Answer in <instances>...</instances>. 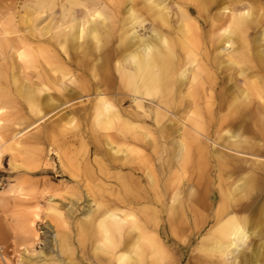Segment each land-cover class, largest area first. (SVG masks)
Here are the masks:
<instances>
[{
  "label": "bare ground",
  "instance_id": "obj_1",
  "mask_svg": "<svg viewBox=\"0 0 264 264\" xmlns=\"http://www.w3.org/2000/svg\"><path fill=\"white\" fill-rule=\"evenodd\" d=\"M21 11L19 26L10 16L7 27L8 15H0V81L9 80L3 89L7 95L13 85L12 94L32 122L20 128L27 120H13L7 139L0 131V148L20 150L30 126L75 98L91 97L76 108L85 119L91 116L93 140L102 136L109 162L98 159L99 170L105 178L110 167L129 173L128 186L116 193L108 182L92 185L93 173L85 171L84 178L71 173L69 180L82 181L95 206L86 204L74 221L78 239L93 241L94 256H104L105 264H159L167 256L166 230L159 223L164 211L172 233L178 225L198 233L211 223L197 246L205 264H264V0H26ZM4 108L0 104V129ZM78 124L73 109L49 123L62 128L59 135ZM205 140H220L230 152ZM139 145L151 148L148 157L159 159L165 151L176 160L161 164L162 173L173 165L186 167L191 155L205 163L204 171L213 160L232 173L218 178L216 191L197 179L184 190L166 189L165 197L154 166L143 171L149 173L145 179L135 176L140 170L135 162L146 160ZM52 147L48 152L61 169L66 167L61 145ZM42 152L36 148L33 157L39 160ZM20 165L14 162L11 168ZM143 180L148 187L133 189ZM94 189H100V200ZM18 196L29 199L22 192ZM56 196L66 199L47 197L55 228L67 223L75 204L69 198L70 206L62 210ZM38 209L37 204L18 218L31 243L38 239ZM71 236L55 231L60 254L69 250Z\"/></svg>",
  "mask_w": 264,
  "mask_h": 264
},
{
  "label": "rangeland",
  "instance_id": "obj_2",
  "mask_svg": "<svg viewBox=\"0 0 264 264\" xmlns=\"http://www.w3.org/2000/svg\"><path fill=\"white\" fill-rule=\"evenodd\" d=\"M26 0H0V15L2 13L7 14V27H11L10 16H13L15 24L19 26V16L21 14L22 5ZM167 2V1H165ZM256 32V30L254 31ZM140 33H142L140 31ZM258 33V32H257ZM3 61L0 57V63ZM6 63V62H5ZM78 73L77 71H73ZM0 87L3 90L4 87L8 86L9 80L1 79ZM7 82V83H5ZM220 87L217 86V90ZM11 95H7L4 90L0 92V104L4 106L2 118L4 119L3 126H1V134L4 139H7L14 127H12V121L18 119H26L20 128H24L32 122V116L28 110L24 109L22 104L17 101V98L12 94L13 85L10 84ZM53 95L57 96L59 100L65 101L63 97L56 91H51ZM10 99L16 101L13 106L5 105L4 101ZM91 97H80L69 101L68 104L59 106L54 111L48 113L47 117L39 120L34 125L30 126L24 133V145L20 150L14 149L13 151L8 150L7 144L1 146L0 155V264H50L51 262L59 259H65L68 261L69 258L78 262V264H105L104 256H94L91 247L93 241L86 239L80 241L76 236L77 227L74 224L80 216H82L83 207L86 204L94 208V204L91 202V195L85 194L86 190L83 184H79L69 180L73 178L71 173H80L79 178H84L86 173H93L95 180L93 184L109 183L111 186V192L116 193L115 190L120 191L123 185L128 186L127 175L128 169H122L117 172L116 168L110 167L109 178H105L102 172L99 170L97 160L103 159L108 164V159L105 154L106 147L102 143V136L100 135L98 140H93L92 132L95 131L91 126L90 120L85 119V112L82 109L76 107L81 104H89ZM66 106V107H65ZM124 108H128V103L123 104ZM73 109V114L78 120L79 124L77 127H70L72 129H66L61 135H59L62 128H53L49 125L53 119H55L60 113H69V110ZM6 119V121H5ZM92 132H91V130ZM214 130H211L213 132ZM80 134L81 139H80ZM96 135V134H95ZM95 138V137H94ZM63 140L66 142L63 143ZM218 144L210 143L205 140L206 144H214L220 152H230L222 144L220 140H217ZM61 145L65 154L63 155V163L66 167L62 169L59 166L57 157L48 152L49 147ZM113 146H116L114 144ZM213 146V145H212ZM52 147V148H53ZM145 151V162L136 164L139 165L140 170H137L136 175H141L145 179L149 173H143L147 171L150 165L154 166L153 174L156 178L157 186L162 193L167 197L168 192L175 191L176 188L186 189V186L192 181L202 179L203 183L208 182V188L216 191L218 185V178L226 176L230 172L221 168L216 161L210 160L207 162V169L204 171V164L197 163V159L194 155H191L187 161L183 164L186 167L180 165L174 166L173 169L164 171L160 170V165H167L170 163V155H167L165 151L161 154L160 158L148 157L150 147L139 145ZM36 148H42L43 152L39 160L33 157V151ZM158 148L164 150V146L159 145ZM46 150V151H45ZM234 153V152H232ZM174 159V158H173ZM247 159H252L247 156ZM175 160V159H174ZM169 161V162H168ZM176 161V160H175ZM21 164L20 167L11 168V163ZM164 163V164H163ZM27 166V167H25ZM28 166L32 167L28 169ZM149 170V169H148ZM166 170V169H165ZM85 171H87L85 173ZM238 172L232 174V179L236 178ZM86 176V175H85ZM122 176H125L124 178ZM211 181L213 183H211ZM225 183V182H224ZM205 186V184H204ZM148 187L145 180L141 183L134 184L133 189ZM97 188V187H92ZM114 191H113V190ZM132 189V190H133ZM152 188L149 186L148 190ZM100 189H94L96 199ZM18 192L25 193L29 196V199L20 200ZM103 193H106L105 191ZM133 193H136L133 190ZM50 194H61L66 199L57 197L58 205L62 203V210H66L70 206L68 203L69 198L73 200L72 210L73 215H67L66 224L61 222L57 223L55 228L49 219L50 212L47 209V197ZM88 195V196H87ZM112 197L113 195H109ZM107 196V197H108ZM39 206L38 218L36 220V230L38 233V239L26 240L22 232L18 228V218L24 210L34 209V206ZM166 213L163 211L160 213V226L162 231L164 230L165 237L163 238L164 244L167 250V256L163 258L159 264H205L201 259V253L198 251L197 246L202 239L205 231L208 229L211 223L205 224L200 228L198 233H191L189 227L176 226L174 233L169 230V226L165 221ZM59 231L61 235L67 234L71 236L70 241L72 245L69 246V250H62L61 254L59 251L58 240L55 239V231ZM172 238L174 240H172ZM69 240V239H68ZM30 241V242H29ZM67 241V240H66ZM66 241H60L65 247ZM31 258L30 263H25L21 258ZM63 257V258H62ZM201 259V260H200Z\"/></svg>",
  "mask_w": 264,
  "mask_h": 264
}]
</instances>
